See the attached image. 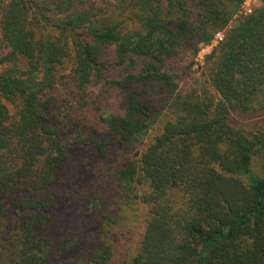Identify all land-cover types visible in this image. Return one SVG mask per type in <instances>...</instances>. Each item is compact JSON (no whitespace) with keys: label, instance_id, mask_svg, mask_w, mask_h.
<instances>
[{"label":"trees","instance_id":"obj_1","mask_svg":"<svg viewBox=\"0 0 264 264\" xmlns=\"http://www.w3.org/2000/svg\"><path fill=\"white\" fill-rule=\"evenodd\" d=\"M245 1L0 0V264H264V130L236 122L264 110V0L236 19Z\"/></svg>","mask_w":264,"mask_h":264},{"label":"rangeland","instance_id":"obj_2","mask_svg":"<svg viewBox=\"0 0 264 264\" xmlns=\"http://www.w3.org/2000/svg\"><path fill=\"white\" fill-rule=\"evenodd\" d=\"M261 6V0H246L243 5L241 6L240 10L238 13L234 16L236 19L240 18L244 15L245 12H249L248 14H252L254 9L258 8ZM1 21V17H0ZM219 37L216 39L212 40L211 43L209 44H203L200 46L198 52L196 55L192 58V63L190 70L188 71V77L186 79V82L184 83V86L188 87H195V86H200L203 85V83L206 82L207 79V71L208 67L211 62V57L212 54L215 52V50L220 46V44L223 42L221 41L220 38H225V30L223 31ZM9 48L7 47V44L1 40V35H0V54L3 55L8 51ZM94 91L97 93L95 97L99 98V92L97 89H94ZM242 128L244 132H260L264 130V110L263 111H258L254 112L253 114L249 116H243V117H238L236 121ZM264 171V168L260 171L262 173ZM70 206H68L69 208ZM92 206L89 205V209H91ZM83 211L84 208L76 209L75 212L78 214V211ZM80 214V213H79ZM75 216V213L72 212L71 214L68 213L69 216ZM62 264H71V261L69 258H67V261L62 263Z\"/></svg>","mask_w":264,"mask_h":264},{"label":"built area","instance_id":"obj_3","mask_svg":"<svg viewBox=\"0 0 264 264\" xmlns=\"http://www.w3.org/2000/svg\"><path fill=\"white\" fill-rule=\"evenodd\" d=\"M250 12H251V10H249V12H245L244 15H249L248 13H250ZM223 31H224V30L219 31V32L215 35L214 39H216V38L219 37L222 33H224ZM214 39H213V40H214ZM220 39H221V41L224 40V38H223V39L220 38ZM211 42H212V41H211Z\"/></svg>","mask_w":264,"mask_h":264}]
</instances>
